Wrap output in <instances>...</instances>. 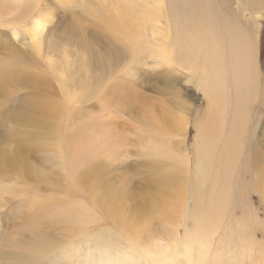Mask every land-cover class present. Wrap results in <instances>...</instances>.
Here are the masks:
<instances>
[{
	"label": "bare ground",
	"instance_id": "bare-ground-1",
	"mask_svg": "<svg viewBox=\"0 0 264 264\" xmlns=\"http://www.w3.org/2000/svg\"><path fill=\"white\" fill-rule=\"evenodd\" d=\"M261 3L243 0L244 8H253L255 17L261 16ZM93 5V18L102 16L101 26L110 40L105 46L89 39L82 43L87 78L79 86L86 95L76 101L75 95L66 90L63 105L93 98L113 79H119L120 72L138 82L142 75L136 64L145 57L153 58L154 66L161 67L157 73L166 81L169 92L179 96L175 79L185 77L179 82L181 86L192 91L190 96L196 100L201 93L206 102L205 116L197 123L198 134L192 145L194 161H190L186 144L190 121L185 119L176 135L166 132L172 110L168 113L164 104L160 114L155 111V103L138 118L132 114L133 122L115 116L106 118L102 142L94 152L98 158L91 169L80 173L84 181L92 177L89 185L96 187L93 192L99 195L87 202L80 197L69 200L37 194L32 211L13 221L0 237V245L8 248H0V264L21 262L32 255L38 259L49 256L54 263L74 252L83 256L78 247L71 248L72 242L78 234L86 233L87 225L99 217L100 210L101 215L117 219L120 230L98 232L79 242L89 250L86 264H263L260 242L249 241L255 239L254 230L243 223L249 224L255 215L251 202L249 205L243 199V187L248 161L244 142L254 117L251 103L258 101L264 83L258 67L257 34L231 15L221 0H110L109 8L98 2ZM35 23V32L46 27L43 19ZM69 54L64 49L61 61L51 60L64 75L71 73L74 63ZM155 91L165 93L159 87ZM125 93L127 100L138 102L140 94L135 89L126 88ZM182 96L179 101L187 97L186 93ZM35 109L45 116L41 121L59 131L65 111L49 101ZM254 152L264 159V143H257ZM132 156L143 159L149 170L165 167L155 179L148 180L151 185L145 193L151 199H139L141 211L129 207L131 183L126 176L107 185V179L93 177L109 173ZM0 160L7 161L18 173L33 174L30 167L6 154L3 146ZM189 181L191 197L197 202L188 211ZM180 188L183 195L178 192ZM16 192L12 186L0 185V210ZM236 192L238 197L234 198ZM182 197L184 205L176 216L173 205L177 206ZM239 208L240 217L236 213ZM181 226L186 228L184 235Z\"/></svg>",
	"mask_w": 264,
	"mask_h": 264
},
{
	"label": "rangeland",
	"instance_id": "rangeland-1",
	"mask_svg": "<svg viewBox=\"0 0 264 264\" xmlns=\"http://www.w3.org/2000/svg\"><path fill=\"white\" fill-rule=\"evenodd\" d=\"M109 1L0 0V147L3 146L6 154L12 155L17 162L33 170L32 176L18 173L7 161L0 160V185L12 186L17 191V195H10L11 202L0 210V237L10 228L13 221L32 211L37 194L42 197L69 200L80 197L87 202L92 201L94 195H99L93 192L96 187L91 188L89 185L92 177L89 181H84L80 173L91 169L98 158L94 152L102 142L101 133L108 117L115 116L127 123L133 122L132 114L138 118V115H143L146 107L152 103L157 104L155 111L159 114L163 108L161 104L166 105L168 113L172 110L171 122L166 126V132L176 135L181 123L185 119L190 121L186 144L189 148L190 161H194L192 145L198 134L197 123L202 122L205 116L206 102L201 93L196 100L190 96L192 91H187L181 86L179 82H183L185 77L175 79L180 89L179 96L169 92L170 88L166 81L157 73L161 67L154 66L156 63L153 58L145 57L136 64L142 75L138 82H132V79L122 76L120 72L119 79H113L114 81L108 83L93 98L70 104L68 107L63 105L66 90L75 95L76 101L86 95V91L79 86V82L87 78L82 62L86 52L81 45L89 39L95 44L105 46L110 40L108 31L101 26L102 16L93 18L95 9L93 4L98 2L102 7L109 8ZM221 2L223 6L230 8L231 15L238 17L257 34L258 67L264 80V0L260 4L262 5L260 17L252 14L253 8H244L243 0ZM95 13L101 12L96 10ZM40 19L46 22V27L43 31L35 32V22ZM35 34L38 36L33 38ZM34 45L40 46L41 49H35ZM64 49L69 51L70 60L74 61L71 65L72 71L68 75L61 73L60 66L58 68L56 64L51 63V60H62ZM156 87L165 93L156 92ZM126 88H133L140 94L141 99L139 98L136 104L135 101L126 99L128 98L125 96ZM183 93H186L187 97L179 101ZM48 101L56 103L58 108L65 111L62 126L57 132L51 125L41 121L45 116L35 109L40 103ZM132 103L135 106L131 108ZM251 109H254L253 122L247 130L244 142L248 161L247 165L245 164L247 170L244 176L246 186L243 187L245 192L243 199L247 203L251 202L254 210L252 215H255L251 219L252 222L243 223L250 225V229L254 230L255 239H248L260 242V250L264 256V159L254 152L257 143H264V83H261L258 101L255 104L251 103ZM131 151L134 153V149ZM216 151H219L217 146ZM143 162L140 157L132 156L123 163H118L117 166L120 168L116 166L109 173H98L93 177L94 180L107 179L104 184L107 185L116 179L124 180L126 176L128 178L126 181L131 183V194L127 199L129 207L132 205L133 211H141L139 199L141 197L151 199L145 193L146 187L151 185L149 181L165 170V167L161 166L157 170H149ZM244 169L246 168L242 165L241 171L244 172ZM190 174L192 177V170ZM179 183H182V179ZM191 188L189 181L186 202L188 211L195 208L197 202V199L191 197ZM98 190L100 191L99 188ZM178 192L184 194L181 188ZM237 197L238 192L234 194V198ZM182 203L183 197L178 200L177 206L173 205L174 215L181 214L184 205ZM99 212V217L87 225L86 233L78 234L72 242L71 248L78 247L83 256L79 252H74L55 262L56 264H86L90 260L89 250L83 249V246L78 245L79 242L98 232L109 230L119 232L117 219L101 215L102 210ZM236 213L240 217L241 209H237ZM187 224L192 225L190 220H187ZM185 229L181 226L182 235ZM6 247L4 244L0 245L1 249H8ZM55 263L49 256L38 259L32 255L24 261L12 264Z\"/></svg>",
	"mask_w": 264,
	"mask_h": 264
}]
</instances>
